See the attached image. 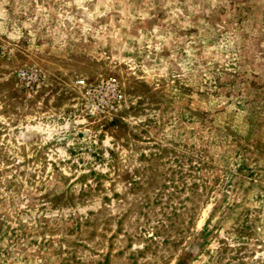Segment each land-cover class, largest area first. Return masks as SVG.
<instances>
[{
	"label": "rangeland",
	"instance_id": "obj_1",
	"mask_svg": "<svg viewBox=\"0 0 264 264\" xmlns=\"http://www.w3.org/2000/svg\"><path fill=\"white\" fill-rule=\"evenodd\" d=\"M0 264H264V0H0Z\"/></svg>",
	"mask_w": 264,
	"mask_h": 264
},
{
	"label": "built area",
	"instance_id": "obj_2",
	"mask_svg": "<svg viewBox=\"0 0 264 264\" xmlns=\"http://www.w3.org/2000/svg\"><path fill=\"white\" fill-rule=\"evenodd\" d=\"M89 90L92 93L102 94L105 98L109 99V102L105 100V104H116L120 101L121 98V88L116 82V80H105L99 81L93 84ZM104 99V98H103Z\"/></svg>",
	"mask_w": 264,
	"mask_h": 264
}]
</instances>
